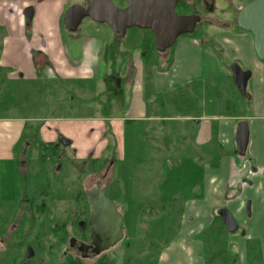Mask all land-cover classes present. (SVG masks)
<instances>
[{
  "label": "crops",
  "instance_id": "crops-1",
  "mask_svg": "<svg viewBox=\"0 0 264 264\" xmlns=\"http://www.w3.org/2000/svg\"><path fill=\"white\" fill-rule=\"evenodd\" d=\"M82 1L0 0V102L10 99L2 107L4 114H0L1 207L8 208L10 203L5 199V195H10L8 188L1 181L2 166L4 171L10 169L14 177L13 191L19 195L15 197L18 201L15 210L21 209L19 201L26 187L19 171L23 165L22 171L28 169L34 149L42 168L53 169L55 164L48 147L60 151L63 167L62 143L74 156L86 159V155H91L102 169L110 162L112 181L119 162L115 153L121 149L118 173L128 177L127 183H137L148 159L150 164L145 169L159 171L160 177L147 182L155 194L145 196L151 206L154 207L159 197L165 202L164 214L174 215L176 207L171 203V193L182 194L185 186L192 188L193 196L184 197L183 216L196 213L200 218L196 236H203L215 212L227 207L239 223L237 231L228 230L231 244L237 242L245 256L246 249L257 254L264 264V63L257 57L253 34L239 26L225 35L218 31L212 34L233 62L252 71L254 79L252 91L249 89L252 111L248 107L245 115L229 110L218 112L220 108L230 109V105L213 91L219 90V86L211 78H204L206 46L201 39L178 37L174 47L156 60L146 50L148 43H143L141 51L129 45L118 69L110 71L107 66L114 65L118 43L126 44L131 33L119 38L111 26L92 20H86L75 30L68 28L64 19L67 10ZM47 80L51 87L58 83L72 85L69 94L73 96L58 103L51 96L44 105L42 91ZM112 80L118 82L120 90L110 91L104 97L102 110H95L92 105L95 112L87 113L91 110L90 103L79 95H85L86 88L97 89L101 92L100 99L101 89L108 90ZM207 80H211V85L204 84ZM125 87L130 89L127 102L122 95ZM160 95H163L161 100ZM75 97L82 100L76 107L68 104ZM117 102L122 104L118 111ZM172 105H178L175 114H172ZM187 120H192L189 129ZM244 120L249 123L250 142L246 154L241 155L236 135L239 122ZM132 133L135 137L139 135L141 142L135 139L137 159L127 165L124 163L128 155L127 141ZM190 135L192 138L188 139ZM188 146L195 155L188 153ZM150 153H158L159 159L150 158ZM85 164L78 163V166ZM175 185L183 188L178 186L176 190ZM156 192H160L158 197ZM190 204L194 213L186 210ZM198 226H201L199 230ZM201 259L197 264L206 263ZM245 259L248 263V252Z\"/></svg>",
  "mask_w": 264,
  "mask_h": 264
},
{
  "label": "rangeland",
  "instance_id": "rangeland-1",
  "mask_svg": "<svg viewBox=\"0 0 264 264\" xmlns=\"http://www.w3.org/2000/svg\"><path fill=\"white\" fill-rule=\"evenodd\" d=\"M112 1L118 7H124L127 2L126 0ZM246 4L235 0H187L186 5L177 9L182 13H196L200 16L201 23L197 25L195 32L183 34L180 38L190 36L201 39L204 42V46H206L204 47L203 60L204 78H211L219 86V90L216 91L214 88L213 91L217 93L219 99L225 100L230 105V109H226V107L220 108L218 112L229 110V112L236 115H245L248 107L252 111L253 100L250 90L252 91L254 79L251 78L249 81L248 91L251 96L247 97L237 87L233 76L231 66L233 63L238 62H233L234 60L228 56L223 46L212 37L215 31L225 35L231 33L232 28L233 30H238L237 16ZM87 21H90V19L88 18ZM130 33L131 36L126 44L123 42L118 43L114 65L108 64L107 66L110 71L114 68L118 69L125 58V49L129 45H132L133 48L139 47L141 51V48H144L143 43L146 42L149 44L146 50L149 51L153 60L161 56V53L156 48V38L152 30L131 27ZM82 46L83 43L80 42L79 47ZM242 68L244 70L248 69V67ZM211 80H207L204 84L211 85ZM50 83L47 80L42 91L44 105L50 100L51 96L56 98V103L62 101V99L68 100L73 96L69 94L72 85L58 83L57 86L51 87ZM119 90L118 82L112 80L108 90L106 88L101 89L102 95L100 99L98 94L101 92L97 89L86 88L85 95L80 94L79 96H82V100L86 99L90 103L91 110L87 113H94L97 109L102 110L104 97L110 94V91L118 92ZM122 95L127 102L130 96V89L125 87ZM162 97L163 95H160V100ZM9 100V98H5L3 102H0V114H4L1 112L2 107ZM82 100L79 97H75L74 100H69L70 103L68 104L76 107V103ZM117 103L119 109L116 111L122 108L121 102ZM92 105L96 108L95 110ZM171 108L172 114L178 112V105H172ZM171 108L168 109L171 110ZM72 113L78 112L72 111ZM187 122V128L189 129L191 128L192 120H187ZM136 138L140 143L141 138L139 135L135 137L133 133L127 141L128 155L124 162L127 165L134 164L137 159ZM189 138H192V135ZM61 146L65 150L61 179L52 182L48 186V188L50 187L49 189L46 188L45 191H42L46 193L50 190L47 198H40L41 195L37 191V187L47 186L48 183L41 181L40 177L46 174V178L51 181V172L54 169L52 170L51 166H45L44 168L39 166V161L35 158V149L30 153L32 155L28 161V169L19 171L20 175H25V177L28 175V178H26L28 186H26L24 180L22 182L27 188L29 199L24 198L19 201L21 209H27L24 214L21 213L22 210L20 209L21 211L16 215L19 210H15L16 202H18L15 197H19V195H16L13 191L15 189V186H13L15 185V180L10 173V169L9 171L8 169L4 171V166H2L3 177L1 181L8 188L7 193H10V195H5V199L8 198L7 200L10 203L7 204L8 208L0 205V264H67L72 259L76 260V264H197V260L201 258L202 263H204L203 259L206 260L205 264H261L259 256L257 254L253 255L247 249L248 263H245L244 249L242 250L237 242L231 244L228 238L230 232L217 212L213 216V222L208 226L206 232L203 233L204 235L196 236V224L200 218L196 217V213L188 214L189 216L187 215V217L183 216V213H185L184 197L191 198L193 196L192 188L185 186L182 194L179 191L171 193V203L176 207L174 210L176 214L174 215L166 216L164 214L166 206L164 205V199H158L160 192H156V197L158 198L154 201V207L151 206L150 199L146 200L145 196H153L155 194L151 193L152 185L147 186V184L161 175L156 168L145 169L148 167L146 165L150 164L149 159L142 167L144 172L141 169L139 170V172H143V176H139L136 179L137 183L132 185L130 181L126 182L129 180L127 176L122 177L118 173L121 170L122 151L121 149L116 150L115 158L119 160L116 166V176L112 181L113 177L110 174L101 183L99 181L102 178V166H98L91 155H86V159L77 157L71 153L67 145L62 143ZM187 151L195 155V151L189 149V146ZM155 154L150 153V158L159 159L158 153ZM177 154L181 156V153ZM129 156H131L132 160H129ZM145 160L144 158L141 164ZM83 162L86 164L79 167L78 163ZM89 174L90 178L88 177ZM93 184H101L107 187L106 193L108 197L123 205L127 236H125V240L103 255L83 261L72 252H69L70 255H63V250L67 246L68 232L79 234V227L76 225L77 221L85 216L87 219L89 217L88 204L84 199V192L86 191L84 188H88ZM175 186L176 190H178V186L183 188L181 185ZM72 194L76 195L71 197L70 195ZM11 196H14V198ZM68 196H70V199L67 198ZM134 204L137 205L134 206ZM140 204L143 206L142 208L139 207ZM186 210L194 213V208L191 204L187 206ZM63 227L69 229V231H62ZM200 227L198 226L197 229L199 230ZM58 231L59 233H57ZM86 236H89L88 230H86ZM200 238H202L203 244L200 242ZM28 247H33L35 251V255L31 258L27 255Z\"/></svg>",
  "mask_w": 264,
  "mask_h": 264
},
{
  "label": "water",
  "instance_id": "water-1",
  "mask_svg": "<svg viewBox=\"0 0 264 264\" xmlns=\"http://www.w3.org/2000/svg\"><path fill=\"white\" fill-rule=\"evenodd\" d=\"M128 6L118 7L112 0H88V7L81 9L76 21L68 28L75 30L84 17L98 23H107L114 30L125 33L127 28L139 27L150 29L156 38V48L166 51L172 47L178 37L195 32L201 20L197 14H180L176 6L179 0H127ZM237 24L244 31L254 36V49L257 57L264 63V0H251L238 13ZM232 72L237 87L250 97L248 83L252 77L250 69L244 70L238 63H233ZM237 150L245 155L250 142V127L247 121H241L237 129ZM90 206V226L94 243L99 245L97 252L109 249L124 238V218L117 209L116 203L110 199L103 189H92L86 194ZM225 226L230 232L239 229L231 210L220 209ZM35 255L33 247H29L28 257Z\"/></svg>",
  "mask_w": 264,
  "mask_h": 264
},
{
  "label": "flooded vegetation",
  "instance_id": "flooded-vegetation-1",
  "mask_svg": "<svg viewBox=\"0 0 264 264\" xmlns=\"http://www.w3.org/2000/svg\"><path fill=\"white\" fill-rule=\"evenodd\" d=\"M127 1V0H126ZM180 4H182L181 3V0H179V2H178V4H177V6H176V9H179L181 6H179ZM126 6H128V1L126 2V5H124V7H126ZM88 7V0H83L82 1V3H77V4H75L74 6H71V7H69V9L67 10V12H66V15H65V23H66V26L68 27V20H66V16H68L69 17V22H70V25L72 26V22L74 23L75 21H76V19L78 18V16H79V12H80V10L81 9H86ZM124 7H120V8H124ZM180 14H187V13H182V12H180L179 10H177ZM196 14V13H195ZM88 18L89 17H84L81 21H80V24L79 25H83L84 24V22H86V19L88 20ZM90 20H92V21H94L93 19H91V18H89ZM201 23V20L198 22V24H200ZM102 24H106V25H108L107 23H102ZM108 26H110V25H108ZM112 28V27H111ZM114 30V29H113ZM114 32L118 35V37L119 38H126L127 37V35L130 33V28H127V30H126V32L123 34V33H121V32H118V31H116V30H114ZM158 50V49H157ZM159 51V50H158ZM144 54H147V52L146 53H144ZM50 152H52V154H51V158L55 161V164H54V166H53V169H54V171H53V176L51 177V181H49L47 178H46V174H44V175H42L40 178H41V181H43L44 183H48L47 184V186L45 187H41V188H38L37 187V191H39L40 192V195H41V197L40 198H47L48 196H49V194H50V190H48L46 193H43L42 191H45L46 190V188L47 189H49L48 188V186L50 185V184H52V182H55L56 180H58L59 181V179H61V175H60V172L62 171V169H63V167H62V164H61V157H59V155H60V151H58V150H56V149H54V150H52V149H50ZM53 154H56L55 156H56V158H54V155ZM61 156V155H60ZM42 158V157H41ZM60 160V161H59ZM56 161H58L57 163H56ZM39 166H41L40 164H39ZM23 167H24V165L22 166V169H23ZM111 167V163L110 162H107L105 165H104V167H103V169H102V178H100L101 180L99 181V182H101L102 183V181H104L105 179H107L108 177H109V172H110V168ZM52 168V167H51ZM21 169V170H22ZM52 169V170H53ZM20 170V171H21ZM51 174H52V172H51ZM94 176V175H93ZM20 177L22 178V180H24V182H25V184L28 186V182H27V180H26V178H28V175H26V177H25V175H20ZM89 178H90V174H89V176H88ZM111 178V177H110ZM88 186H90V185H88ZM103 189L105 192H106V190H107V187H105V186H102L101 184L99 185H96V184H93L92 186H90V187H88V188H84V189H86V191L84 192V199H85V202H87V204H88V211H89V217H88V219L86 218V216L85 217H83L82 219H79V221H77V223H76V225H77V227H79L78 229H79V234H75L74 232L73 233H70V232H68L69 231V229H67V228H65V227H63L62 228V231H66L67 230V232H68V235H67V246L65 247V249L63 250V255H65V256H67V255H70L69 254V252L71 253H74L77 257H79V259H81V260H85L86 261V259H90L91 257H99V256H101V255H103L105 252H107L108 250H110L111 248H113V247H115V246H117L119 243H121L123 240H125V236H127V230L125 229V221H124V225H123V230H124V238L122 239V240H120L119 242H117L115 245H113V246H111L109 249H107V250H104V251H102L101 253H98L97 252V248L98 247H100L99 245H97V244H95L94 243V239H93V237H92V229H91V226H90V219H91V211H90V206H89V203H88V201H87V199H86V194L88 193V192H90L92 189ZM76 194H78V193H76ZM76 194H72V195H70L71 197H73L74 195H76ZM107 194V193H106ZM70 196H68L67 198L68 199H70L69 197ZM108 196V195H107ZM29 199L28 198V196H27V188H26V192H25V194H24V197H23V199ZM22 199V200H23ZM114 201V200H113ZM115 203H116V206H117V209H118V211L120 212V213H122V215H123V218H124V214H125V211H124V209H123V207H122V205H120L117 201H114ZM44 203V202H43ZM19 211L18 212H16V215H18V213L21 211V213L22 214H24L25 212H27L26 210H25V208H23V209H21L20 210V208L18 209ZM220 215V214H219ZM221 216V215H220ZM86 230H88L89 231V236H86ZM57 233H59V231L57 232ZM28 250H29V247H28ZM27 255H28V251H27ZM63 255H61V256H63ZM33 257V256H32ZM64 257V256H63ZM29 258H31V257H29ZM67 264H76V260H71V261H69V263H67Z\"/></svg>",
  "mask_w": 264,
  "mask_h": 264
},
{
  "label": "trees",
  "instance_id": "trees-1",
  "mask_svg": "<svg viewBox=\"0 0 264 264\" xmlns=\"http://www.w3.org/2000/svg\"><path fill=\"white\" fill-rule=\"evenodd\" d=\"M181 3L182 4H180L179 6H183V5H186L187 4V0H181ZM167 51V50H166ZM160 53H164L165 51H159ZM250 93V92H249ZM252 98V97H251ZM53 144H49L48 146H52ZM49 149H52V150H54V148H50V147H48ZM54 155V158H56V154H53Z\"/></svg>",
  "mask_w": 264,
  "mask_h": 264
},
{
  "label": "bare ground",
  "instance_id": "bare-ground-1",
  "mask_svg": "<svg viewBox=\"0 0 264 264\" xmlns=\"http://www.w3.org/2000/svg\"><path fill=\"white\" fill-rule=\"evenodd\" d=\"M180 36H181V35H180ZM180 36H179V37H180Z\"/></svg>",
  "mask_w": 264,
  "mask_h": 264
}]
</instances>
